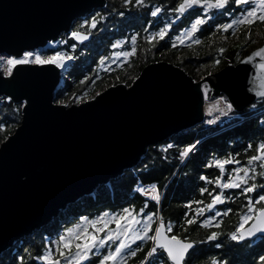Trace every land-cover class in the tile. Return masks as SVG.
Wrapping results in <instances>:
<instances>
[{
	"label": "water",
	"instance_id": "obj_1",
	"mask_svg": "<svg viewBox=\"0 0 264 264\" xmlns=\"http://www.w3.org/2000/svg\"><path fill=\"white\" fill-rule=\"evenodd\" d=\"M106 5L107 0H0V55L44 50ZM90 39L91 34L78 42ZM253 75L252 66L240 60L196 82L161 61L147 65L130 87L111 86L85 103L65 106L55 102L60 68L18 67L14 78L0 71V104L4 96L15 104L27 101L20 126L0 144V256L137 167L150 147L202 124L205 83L212 88L210 99L226 96L236 113L260 100Z\"/></svg>",
	"mask_w": 264,
	"mask_h": 264
},
{
	"label": "trees",
	"instance_id": "obj_2",
	"mask_svg": "<svg viewBox=\"0 0 264 264\" xmlns=\"http://www.w3.org/2000/svg\"><path fill=\"white\" fill-rule=\"evenodd\" d=\"M175 3L176 0H145V6H130L129 9H125L122 0H107L106 7L96 9L91 15L79 19L75 23L77 29L91 34L88 43L78 45L73 38L62 35L56 45L51 44L43 51L45 54L62 51L73 57L65 63L62 84L55 92L56 102L70 99L71 104L76 105L78 102H84L88 95L91 98L92 94L99 93L111 85L130 86L147 65L161 61L182 68L198 82L230 64H237L264 45V32L260 31L263 25L255 29L253 26L251 37L246 40L248 31L246 27L239 36H231L230 32L217 30L209 24L210 22H205L200 30L194 33L193 39L186 40L184 44L177 43L176 47H173L175 36L189 28L196 17V12H193L175 19V15L169 12ZM154 7L162 9L158 14L159 21L150 15ZM118 12H124V16H119ZM96 13L101 14L96 17L99 21L96 29L79 27L84 20ZM101 16L105 17L103 21ZM149 21L153 23L150 25ZM169 21L174 22L165 38L163 40L157 38L149 43L146 37ZM145 28L148 30L144 31ZM134 34L137 35L136 54L127 60L113 57V52L131 49V36ZM197 38L201 41L200 44L194 42ZM117 41L121 42L119 47L112 48V44ZM73 44L76 45L75 48L72 47ZM221 47L224 49L223 53L219 51ZM102 56L107 57L103 65L100 64ZM215 60H219L220 63L216 64ZM82 80L83 84L80 83ZM254 104L256 105L254 108L252 104L241 113L235 111L233 113L239 114L241 118L259 114L243 123L241 118L231 120L226 124V126L234 124L231 129L222 131L223 126L219 124L209 129L193 128L172 136L157 147H150L137 167L127 170L123 177L111 182L113 188L107 186L99 188L93 196L85 197L71 205L67 212L53 223L37 231L33 237L18 241L13 248L4 252L0 256V264H42L36 257L44 251L46 237L55 239L66 228L78 223L81 217L91 219L105 211L118 212L124 207L131 206L140 213V209L144 208V213L155 212L164 222L175 221L178 225L183 224L186 212L189 217L193 215L192 211L184 207L186 203L197 199L203 200L205 204L210 201L207 193L204 196L199 193V188L205 186L200 176H212L217 170L214 166L209 168L205 165L212 159L236 152L240 153L236 159L246 160V155L254 154L255 144L264 139V124L261 125L264 122V101L258 100ZM22 109L21 104H15L8 97H2L0 123L4 124V128L0 129V144L20 126ZM248 143L253 144V150L245 153L244 149ZM189 144H196V148L187 158L181 159L180 151ZM150 184H156L162 193L158 206L156 202L136 190ZM212 186L214 185H207L209 191L212 190ZM195 207L197 205L193 204L192 208ZM158 222L155 220L153 229ZM109 226L115 227L114 224ZM188 226L197 231V236L194 238V234H188L186 237L196 242L206 240V236L213 231L212 228L199 227V220L196 224ZM150 246L149 241L144 252ZM228 249L227 254L219 255L213 248H203L189 259L191 264H211L212 259L224 260V257L229 255L228 259L230 261L234 259L235 264H257V258H247V261L239 260L237 263L236 259L243 255L241 247L231 244L230 248L224 250ZM144 252L129 258L127 264H139ZM20 257H23V260Z\"/></svg>",
	"mask_w": 264,
	"mask_h": 264
},
{
	"label": "snow or ice",
	"instance_id": "obj_3",
	"mask_svg": "<svg viewBox=\"0 0 264 264\" xmlns=\"http://www.w3.org/2000/svg\"><path fill=\"white\" fill-rule=\"evenodd\" d=\"M125 9L130 6H145V0H122ZM234 5L238 11L232 15L229 22L218 23L215 25L217 30L229 32L235 28L245 26L248 31L245 39H250L251 28L257 23L264 24V0H176L174 7L169 9V12L175 15V19L184 16L190 10L196 12V17L190 27L185 29L183 33L175 36L173 47L176 44H184L186 40L193 39L194 33L200 30V27L205 24L206 19H214L215 14L223 15L229 11L230 6ZM162 12L160 7H154L150 15L157 18ZM100 13L91 16L84 20L79 27L87 26L89 29H96L99 21L97 16ZM119 16H124V12H118ZM105 17L101 16V21ZM174 21L165 22L158 30L149 34L146 39L151 43L155 39L163 40L168 34ZM153 21H149L151 25ZM148 29L145 28L144 31ZM90 33L73 30L70 33L71 38L77 41L88 39ZM137 35L131 36L132 47L129 51H117L112 55L116 59L124 58L127 60L137 52L135 47ZM196 44L201 41L194 39ZM49 43H52L51 41ZM120 41L112 44V48H118ZM76 47L75 44L72 45ZM221 53L224 49H219ZM67 53L62 51H52L51 54L42 53L39 50H23L19 55H0V71L5 77L14 78V69L24 66H55V68H63L65 61L72 59ZM107 57L100 58V64L103 65ZM219 64V60L214 61ZM243 64H250L254 71L252 80L258 81V86L255 95L264 101V46L254 50L250 55L241 60ZM87 79V77L85 78ZM81 84L84 81H80ZM203 87H206L204 85ZM253 91V88H249ZM11 99V97H9ZM215 103L222 104L219 107L217 115L214 119H208L204 123L208 125L215 124L220 116H227L233 112V103L229 102L224 96H220ZM27 104L23 101L21 106ZM252 107H256L255 104ZM211 115V113H208ZM4 128V124L0 123V129ZM199 143V141H197ZM172 147V145H169ZM196 148V144H189L180 151L181 159L187 158L189 154ZM253 150V144L248 143L244 152ZM240 153L228 154L227 156L215 158L208 162L205 167H215L219 174L214 178L201 175L200 179L205 182V186L199 188V193L204 196L205 193L210 197V202L205 204L201 199L189 201L184 205L185 208L193 212L191 217L186 212L183 224L180 225L184 231H187L188 225L196 224L199 220L201 228H216L220 229L222 222L217 219L220 216H228L233 209L227 207L221 213L218 205L225 204V201L234 199L228 195L229 191L239 190L238 195L244 196L246 203L243 205V210L239 211L238 223L234 229L227 233L229 240L239 244L242 241H247L258 234L264 237V183H258V178L264 180V139H260L254 148V154L246 155V161L242 164L239 159H236ZM232 165L231 168L226 166ZM214 185V188L209 191L207 185ZM216 189H219L217 191ZM142 195L150 197L158 206L161 201V193L156 184L141 186L136 189ZM195 204L197 207L192 208ZM147 204H145V207ZM209 212L206 218L203 217L205 211ZM140 213H144V208L140 209ZM136 212L133 207H124L118 212H102L94 218L81 217L78 223L66 228L55 239H49L44 246V251L39 254L38 259L42 264H127L129 258L136 257L138 253L144 250V245L151 242V246L144 252L143 258L139 264H165V258L168 264H191L189 257H192L197 249L196 242L189 240L187 237L181 238L174 232L173 222H164L161 216L155 212H146L143 216ZM156 223L153 229L155 220ZM115 225L110 227L109 225ZM151 233V234H150ZM102 234V235H101ZM219 231H211L204 242H215L220 237ZM137 241L140 243L137 244ZM135 245V247H133ZM216 248H220V243H215ZM23 260V257H20ZM258 261L264 264V254H258ZM211 264H227L226 260L212 259Z\"/></svg>",
	"mask_w": 264,
	"mask_h": 264
},
{
	"label": "flooded vegetation",
	"instance_id": "obj_4",
	"mask_svg": "<svg viewBox=\"0 0 264 264\" xmlns=\"http://www.w3.org/2000/svg\"><path fill=\"white\" fill-rule=\"evenodd\" d=\"M238 11L237 9H235V6L232 5L230 6L229 8V11L226 12L225 14L223 15H219V14H215V18L214 19H206V22H210L209 24L212 25L213 27H215L216 24L218 23H226V22H229V20L232 18V15L235 14V12ZM194 11L190 10L188 13H186L185 15H190L191 13H193ZM263 25V26H262ZM260 27L262 26L260 29V31L264 32V24H260V23H257L253 29H255L256 27ZM216 28V27H215ZM245 28V26H240L239 28H235V35L232 34V31L233 30H229V32L231 33L230 35L232 36H239V34L242 32V30ZM73 30H79L77 29V25L74 24L73 26ZM81 31V30H79ZM83 32V31H81ZM87 33V32H86ZM66 37L67 36H70V34L68 35H65ZM91 40V39H90ZM89 40V41H90ZM75 42L77 43H80L78 41H76L74 39ZM88 41V42H89ZM86 42V43H88ZM82 44V43H81ZM219 115V114H217ZM217 115H215L214 117H212L211 119H214ZM232 115V114H231ZM235 115H238V114H235ZM233 116V115H232ZM221 117H224V116H220ZM255 116H251V117H240L241 118V123L243 122H246L247 120L253 118ZM231 121V120H230ZM228 121V122H230ZM264 124V122L261 123V125ZM221 125V124H219ZM234 125V124H233ZM233 125H228V126H225V125H222L224 126L222 128V131L226 130V129H231ZM216 125L214 126H211V125H208L206 127V129H209L211 127H215ZM198 127H201L203 129V124L201 125H198ZM221 132V131H220ZM247 147V146H246ZM241 163L243 164L246 160L243 159V160H240ZM232 165H228L226 166V168H231ZM216 169V168H215ZM217 171L214 172V175L212 176H208L209 178H214L216 175L219 174L218 172V169H216ZM258 183H264V180H260L258 178ZM214 186H212L211 189H213ZM217 191H219V189H216ZM238 192L239 190H232V191H229L228 192V195L230 196H233L234 199L230 200V201H225V204L223 205H218V209L221 211V213L224 211L225 208L227 207H230L233 209V212H231L228 216H220V217H217L218 220H220L222 222V226L220 229H216L214 227H212V230L213 231H219L221 233L220 237L218 238L217 241L215 242H204V243H201L202 241H198L196 242L195 244V247L197 249V252L195 254H198L199 252L202 251L203 248H213L214 249V252H217L219 255H221L222 253H225L227 254V252L229 251V249L227 251H225L224 249L225 248H230V245H234L235 247H241L242 251H243V255L239 258H237V263L238 261L240 260H243V261H247V258H257V261L256 263L257 264H260V262L258 261V254H264V237H261L260 235L257 236L256 238H253V239H249L247 241H244L242 243H239L237 244L236 242L234 241H231L228 239L227 237V233H229L230 231H232L234 229V226L238 223V220H239V211H242L243 210V205L246 203V200L244 198V196H241V195H238ZM210 202V201H209ZM239 210V211H238ZM144 213H140L141 216H143ZM209 215V212L206 210L205 213H204V216L203 217H199V219H203V218H206L207 216ZM173 222V225H174V232L176 234H178L181 238H184L186 237L188 234H194V238L197 236V231L196 230H192V228L190 226H186L187 227V231H184L183 228L180 227V225H178L175 221H171ZM167 223V222H165ZM192 241V240H191ZM205 241V240H204ZM140 242L137 241V244H139ZM149 242H147L145 245H144V248L148 245ZM214 243H220L221 244V247L220 248H216L213 244ZM135 246V245H133ZM232 251V249L230 250ZM142 253L144 252L141 251ZM229 255L224 257V260L227 261V264H235V262L230 261L229 259ZM189 259V258H188ZM217 259V258H216ZM217 260H220L219 258ZM165 264H168L166 258H165ZM255 264V263H253Z\"/></svg>",
	"mask_w": 264,
	"mask_h": 264
},
{
	"label": "rangeland",
	"instance_id": "obj_5",
	"mask_svg": "<svg viewBox=\"0 0 264 264\" xmlns=\"http://www.w3.org/2000/svg\"><path fill=\"white\" fill-rule=\"evenodd\" d=\"M75 23H76V22H75ZM75 23H74V24H75ZM61 37H62V36H61ZM61 37L59 38V40L61 39ZM67 37L71 38V36H67ZM63 38H64V37H63ZM57 43H58V41L55 42V43H49L48 46H51V44H55V45H56ZM78 45H84V43H82V44H81V43H78ZM48 46H47V47H48ZM47 47H46V48H47ZM46 48H45V49H46ZM45 49H44V50H45ZM44 50L41 49V50H39V51H41V52L43 53ZM4 56H7V55H4ZM65 63H66V61H65ZM65 65H66V64H65ZM65 65H64L63 68H60V69L62 70V72H63V69L65 68ZM208 76H209V75H208ZM61 84H62V83H61ZM61 84H60V86H61ZM204 85H206V87H203V90H204V92H205V97H206V100H207V101H206V106H207V107H211L212 105H215V104H216L215 101H216L219 97L214 98V99H210V95H211V92H212V88H211V86L209 85V83H205ZM204 85H203V86H204ZM111 86H114V85H111ZM111 86H110V87H111ZM58 88H60V87H58ZM107 88H109V87H107ZM107 88H106V89H107ZM106 89H105V90H106ZM103 91H104V90H103ZM103 91H101V92H103ZM101 92H99V93H101ZM96 94H98V93H96ZM96 94H95V93L92 94L91 97L94 96V95H96ZM221 96H224V95H221ZM224 97H226V96H224ZM86 99H87V100L90 99L89 95H88V97H87ZM86 99H85V100H86ZM62 100H63V99H62ZM62 100H60L59 102H56V101H55V102H56L57 104L64 105L63 102H62ZM216 105H217V104H216ZM220 106H222V104L217 105L216 108H218V107H220ZM207 109H208V108H207ZM233 112H234V110H233ZM233 112H230L227 116L221 117L219 120L216 121L215 124H212L211 126L218 125V124H221V125H225V126H226V124L228 123V121L233 120V119H236V118H240V117H241L240 115H235ZM217 114H219V112H216L215 114H211V115H209V114L207 113V111H206L205 121L208 120V119H211L212 117H214V116L217 115ZM231 114H232L233 116H232ZM258 114H259V113H258ZM258 114H255V115H253V116H257ZM202 124H203V127H204V128H206V127L208 126V124H206V123H204V122H203ZM202 124H201V125H202ZM223 127H224V126H223ZM194 128H197V127H194ZM191 129H193V128H191ZM188 130H189V129H188ZM186 131H187V130H186ZM184 132H185V131H184ZM123 175H124V174H123ZM123 175H122L121 177H123ZM121 177H119V178H121ZM119 178H118V179H119ZM115 180H117V179H115ZM115 180H112V181H115ZM112 181H111V182H112ZM105 186L109 187L110 189L113 188V185H112L111 183L108 184V185H102V186H100L99 188H102V187H105ZM99 188H98L97 190H99ZM95 193H96V191H95ZM95 193H94V194H95ZM94 194H93V195H94ZM161 194H162V193H161ZM93 195H92V196H93ZM145 196H146V195H145ZM146 198L150 199V197H148V196H146ZM161 198H162V195H161ZM154 202H155V201H154ZM160 202H161V201H160ZM75 204H76V203H75ZM63 213H65V212H63ZM63 213H62V214H63ZM62 214H61V215H62ZM61 215H60V216H61ZM60 216H59V217H60ZM59 217H58V218H59ZM58 218H56V219H58ZM56 219H55V220H56ZM51 223H53V222H51ZM51 223H50V224H51ZM42 229H43V228H42ZM36 232H37V231H36ZM36 232H35V233H36ZM33 236H34V235H33ZM33 236H31V237H33ZM49 239H52V238L46 237V242H47Z\"/></svg>",
	"mask_w": 264,
	"mask_h": 264
},
{
	"label": "bare ground",
	"instance_id": "obj_6",
	"mask_svg": "<svg viewBox=\"0 0 264 264\" xmlns=\"http://www.w3.org/2000/svg\"><path fill=\"white\" fill-rule=\"evenodd\" d=\"M132 84H133V83H132ZM125 85H126V84H125ZM130 86H131V85H130ZM130 86H128V87H130ZM85 101H88V100L86 99ZM85 101H84V103H85ZM82 103H83V102H82ZM82 103H81V104H82ZM216 107H217L216 104H215V105H212L211 107H207V106H206V111H207V113L215 114L216 112H218L217 109L219 108V107H218V108H216ZM220 107H222V106H220ZM207 108H208V109H207ZM205 116H206V114H205ZM158 145H159V144H158ZM158 145H157V146H158ZM157 146H156V147H157ZM43 228H44V227H43ZM41 230H42V229H41ZM39 231H40V230H39ZM34 234H35V233H34Z\"/></svg>",
	"mask_w": 264,
	"mask_h": 264
},
{
	"label": "built area",
	"instance_id": "obj_7",
	"mask_svg": "<svg viewBox=\"0 0 264 264\" xmlns=\"http://www.w3.org/2000/svg\"><path fill=\"white\" fill-rule=\"evenodd\" d=\"M63 102V104L65 105V106H71V105H73V104H71V101H70V99H66V100H64V101H62ZM82 102H78L77 104L78 105H80ZM143 196H145V195H143ZM146 197V196H145Z\"/></svg>",
	"mask_w": 264,
	"mask_h": 264
}]
</instances>
